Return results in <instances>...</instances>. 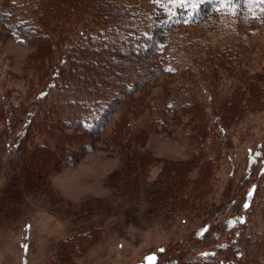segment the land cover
I'll return each instance as SVG.
<instances>
[{"label": "trees", "instance_id": "1", "mask_svg": "<svg viewBox=\"0 0 264 264\" xmlns=\"http://www.w3.org/2000/svg\"><path fill=\"white\" fill-rule=\"evenodd\" d=\"M19 13L22 19L13 36L35 48L28 61L38 79L45 82L10 146L5 167L9 191L0 198L1 206L13 203L25 191L44 186L45 174L57 159L72 163L74 152L86 153L99 142L111 151L124 150L128 144L138 146L174 120L188 130L196 151L185 162L169 163L154 182L149 198L170 214L202 212L203 190L208 187L204 174L222 153L215 139L218 131L264 109V59L260 69L248 73L246 68L252 45L249 36L264 27V3L143 0L134 5L120 0H24ZM11 14H15L12 5L0 0V20L6 17L7 21ZM222 20L245 37L222 43L217 35ZM76 23L81 24V35L73 33ZM178 34L180 39H176ZM172 45L188 56L190 65L179 68L180 81L174 93L153 105L135 93L171 74L165 60ZM262 54L264 58V50ZM200 85L208 93L206 99L193 91ZM2 110L0 107V120L6 131L12 124L4 115L8 110L12 113V108ZM115 111L120 115L106 130ZM1 132L5 137L6 132ZM34 132L45 138L36 139ZM262 153L259 150L250 156L246 170L262 168L257 164ZM197 159L205 162L204 168L191 181L188 174ZM250 175L252 183L243 193L241 189L237 201L206 213L200 233L189 240L192 243L186 241L170 253L163 252L168 264H264L262 240L239 238L249 222L240 207L247 204L248 214L257 198L256 176L254 172ZM223 213L226 216L218 222L217 216ZM237 229L239 237L230 240ZM99 232V228H91L68 238L57 262L66 263L73 249L74 254L82 253ZM223 236L226 244L220 243ZM195 247L206 251L204 258L189 256Z\"/></svg>", "mask_w": 264, "mask_h": 264}, {"label": "rangeland", "instance_id": "2", "mask_svg": "<svg viewBox=\"0 0 264 264\" xmlns=\"http://www.w3.org/2000/svg\"><path fill=\"white\" fill-rule=\"evenodd\" d=\"M7 1L15 14L7 21L6 17L3 22L0 20V107L2 112L12 108L13 115L9 110L4 115L12 124L6 131L5 123L0 120V130L6 132L5 137L0 133V198L9 191L5 167L9 164L10 146L24 127L35 95L45 82L38 79L28 61L35 48L18 42L13 36L15 26L22 19L19 7L24 0ZM120 1L135 5L143 0ZM80 25L73 26V33L81 35ZM219 28L217 35L222 43L245 37L224 20ZM181 37L178 34L176 39ZM249 37L252 45L246 65L248 73L260 69L264 59V27L254 30ZM165 62L171 74L159 77L151 86L135 93L153 105L163 103L174 93L180 81L179 68L190 65L188 56L173 45L166 51ZM193 91L198 97H208L203 85ZM69 95L79 101L83 99L76 94ZM119 115L116 111L111 115L106 130ZM187 131L180 122L175 124L171 120L163 131L149 134L144 144H128L124 150L111 151L99 142L86 153L74 152L72 163L57 159L45 174L44 186L23 192L11 204H0V264H150L149 257H155L154 264H168L163 252L170 253L186 241L192 243L189 240L200 233L199 226L206 213L237 201L241 189L243 193L252 183L250 172H254L253 181L258 183L255 185L257 198L248 214L240 207L249 222L241 237L237 229L230 240L248 236L262 240L264 246V109L248 114L225 131H218L215 139L222 153L207 175L204 174L208 186L203 190L204 210L196 214L187 211L170 214L162 209V204L156 205L150 200L149 193L169 163L185 162L196 151L197 145ZM33 135L36 139L45 138L36 132ZM259 150L263 153L257 164L262 168L258 171L253 166L246 170L248 159ZM204 164L198 159L194 162L188 174L191 181L201 175ZM225 216L219 214L218 222ZM91 228H99L98 238L82 253L74 254L73 249L66 263L57 262L64 242ZM220 243H227L226 236ZM246 249L250 251L251 247ZM206 254L200 247L189 251L194 259L204 258ZM223 260L216 258L219 262Z\"/></svg>", "mask_w": 264, "mask_h": 264}, {"label": "snow or ice", "instance_id": "3", "mask_svg": "<svg viewBox=\"0 0 264 264\" xmlns=\"http://www.w3.org/2000/svg\"><path fill=\"white\" fill-rule=\"evenodd\" d=\"M226 2L227 3H231L232 2V0H226ZM260 2L261 3H264V0H260ZM251 195V192L249 193V196ZM248 207V205L247 204H245V208H247ZM242 222V221H241ZM27 246H25V248H26ZM148 260H149V262H150V264H154V262H155V257H149L148 258Z\"/></svg>", "mask_w": 264, "mask_h": 264}]
</instances>
